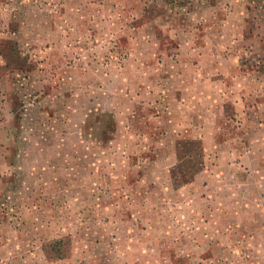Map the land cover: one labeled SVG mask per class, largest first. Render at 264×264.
<instances>
[{"label":"rangeland","instance_id":"1","mask_svg":"<svg viewBox=\"0 0 264 264\" xmlns=\"http://www.w3.org/2000/svg\"><path fill=\"white\" fill-rule=\"evenodd\" d=\"M189 1L0 0V264H264V10Z\"/></svg>","mask_w":264,"mask_h":264},{"label":"crops","instance_id":"2","mask_svg":"<svg viewBox=\"0 0 264 264\" xmlns=\"http://www.w3.org/2000/svg\"><path fill=\"white\" fill-rule=\"evenodd\" d=\"M208 1L190 0L189 5L179 4L178 6L177 3H175L176 6L172 10L174 16H172V20L167 23H171L173 28L177 29L176 33H178L180 43H186V36H188L189 43L194 44L196 39L192 37V30H196L197 28L209 29L211 27L210 24L212 23L224 24V44L236 45L237 43H246L248 41L251 43L261 42L260 29L262 28V25L257 19V13H259L260 10H264V0H224V4L208 3ZM260 3L261 5H259ZM224 11L226 13L225 17L223 19L219 18L218 14ZM247 19H251V21L247 22ZM250 24L253 28L252 32H248L247 26ZM167 27H169V25ZM188 29L190 30L187 31L188 33H184V31H182ZM235 33L236 35H234ZM180 55H182L181 51L177 55L176 61L181 59ZM174 58L175 56L170 57L172 60H174ZM192 58L193 61L198 60L196 55ZM202 58L208 59L209 57L202 54ZM194 69L196 71V63L194 65ZM143 105L146 109L147 106L151 107L149 104L144 103ZM162 107H164L166 113L170 109L166 108V103L163 104ZM109 114L113 116V113ZM112 124L114 125L113 131L115 135L118 130L115 119L114 121L112 120ZM170 124H172V121H170ZM201 137L202 136H199V139L202 140ZM204 138L207 139L208 137L205 136ZM111 139L114 140L115 138L113 137ZM197 139V136L194 135L191 137V135L188 134V136H185V138H182L181 140L196 142ZM188 158L190 160L191 156L189 155Z\"/></svg>","mask_w":264,"mask_h":264},{"label":"trees","instance_id":"3","mask_svg":"<svg viewBox=\"0 0 264 264\" xmlns=\"http://www.w3.org/2000/svg\"><path fill=\"white\" fill-rule=\"evenodd\" d=\"M13 57H15V55H13ZM24 60V59H23Z\"/></svg>","mask_w":264,"mask_h":264}]
</instances>
